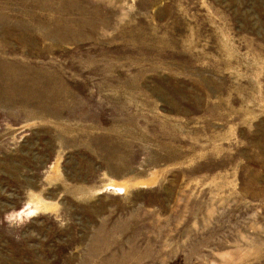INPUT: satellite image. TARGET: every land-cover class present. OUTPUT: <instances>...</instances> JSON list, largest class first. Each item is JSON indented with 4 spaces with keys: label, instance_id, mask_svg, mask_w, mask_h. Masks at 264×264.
Listing matches in <instances>:
<instances>
[{
    "label": "rangeland",
    "instance_id": "374dc122",
    "mask_svg": "<svg viewBox=\"0 0 264 264\" xmlns=\"http://www.w3.org/2000/svg\"><path fill=\"white\" fill-rule=\"evenodd\" d=\"M0 264H264V0H0Z\"/></svg>",
    "mask_w": 264,
    "mask_h": 264
},
{
    "label": "bare ground",
    "instance_id": "6f19581e",
    "mask_svg": "<svg viewBox=\"0 0 264 264\" xmlns=\"http://www.w3.org/2000/svg\"><path fill=\"white\" fill-rule=\"evenodd\" d=\"M113 184L112 186L118 189H121L124 187V183H116V182H111Z\"/></svg>",
    "mask_w": 264,
    "mask_h": 264
}]
</instances>
